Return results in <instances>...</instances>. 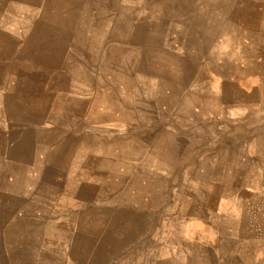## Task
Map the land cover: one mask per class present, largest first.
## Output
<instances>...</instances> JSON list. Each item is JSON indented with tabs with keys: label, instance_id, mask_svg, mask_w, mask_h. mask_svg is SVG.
<instances>
[{
	"label": "rangeland",
	"instance_id": "obj_1",
	"mask_svg": "<svg viewBox=\"0 0 264 264\" xmlns=\"http://www.w3.org/2000/svg\"><path fill=\"white\" fill-rule=\"evenodd\" d=\"M264 264V0H0V264Z\"/></svg>",
	"mask_w": 264,
	"mask_h": 264
},
{
	"label": "crops",
	"instance_id": "obj_2",
	"mask_svg": "<svg viewBox=\"0 0 264 264\" xmlns=\"http://www.w3.org/2000/svg\"><path fill=\"white\" fill-rule=\"evenodd\" d=\"M218 264H221L220 259L218 260Z\"/></svg>",
	"mask_w": 264,
	"mask_h": 264
}]
</instances>
